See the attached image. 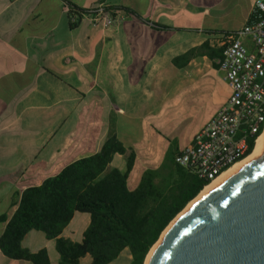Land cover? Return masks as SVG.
Listing matches in <instances>:
<instances>
[{
  "label": "crops",
  "instance_id": "crops-1",
  "mask_svg": "<svg viewBox=\"0 0 264 264\" xmlns=\"http://www.w3.org/2000/svg\"><path fill=\"white\" fill-rule=\"evenodd\" d=\"M254 1L0 0V216L13 214L14 193L98 153L108 138L134 157L126 182L131 191L144 171L174 158L213 115L177 142L166 107L198 78L221 89L223 106L229 88L219 58H208L201 47L214 48L212 37L243 28ZM100 4L117 19L113 26L83 14ZM67 6L81 15L72 21ZM239 6V20L219 19ZM189 51L184 64H174ZM126 155L112 159H125L121 172ZM138 163L140 173L129 183ZM79 220L88 223V216L76 215L66 238L81 239L87 223L73 237ZM5 225L0 223V235ZM39 233L31 231L23 245L50 255L54 242ZM118 258L123 264L131 259L127 249ZM0 264L31 263L0 252Z\"/></svg>",
  "mask_w": 264,
  "mask_h": 264
},
{
  "label": "trees",
  "instance_id": "trees-1",
  "mask_svg": "<svg viewBox=\"0 0 264 264\" xmlns=\"http://www.w3.org/2000/svg\"><path fill=\"white\" fill-rule=\"evenodd\" d=\"M125 11V8H122ZM70 18L81 15L70 9ZM208 58L221 59V50L201 47ZM193 54L175 58L181 65ZM246 155L253 149L247 141ZM126 155L122 144L108 138L101 150L66 165L39 185L14 193L16 209L8 218L0 216L5 228L0 235V252L10 260L51 264L45 248L30 251L23 240L31 231L54 242L57 264H110L124 249L129 264H144L151 248L179 213L208 185L189 174L174 158L156 170H146L136 189L127 188L134 157L126 155V169L110 168L114 155ZM78 214L88 216L81 239L73 241L63 233Z\"/></svg>",
  "mask_w": 264,
  "mask_h": 264
},
{
  "label": "built area",
  "instance_id": "built-area-1",
  "mask_svg": "<svg viewBox=\"0 0 264 264\" xmlns=\"http://www.w3.org/2000/svg\"><path fill=\"white\" fill-rule=\"evenodd\" d=\"M65 10L70 13L68 6ZM83 14L103 27L117 22L101 4ZM245 40L251 42L250 52ZM210 43L221 50L220 70L229 95L191 143L174 156L177 165L208 184L249 155L248 140H253L254 148L264 134V0L254 1L243 28L212 37Z\"/></svg>",
  "mask_w": 264,
  "mask_h": 264
},
{
  "label": "water",
  "instance_id": "water-1",
  "mask_svg": "<svg viewBox=\"0 0 264 264\" xmlns=\"http://www.w3.org/2000/svg\"><path fill=\"white\" fill-rule=\"evenodd\" d=\"M147 264H264V150L182 214Z\"/></svg>",
  "mask_w": 264,
  "mask_h": 264
},
{
  "label": "rangeland",
  "instance_id": "rangeland-1",
  "mask_svg": "<svg viewBox=\"0 0 264 264\" xmlns=\"http://www.w3.org/2000/svg\"><path fill=\"white\" fill-rule=\"evenodd\" d=\"M244 3V2H243ZM242 9L230 8L227 13H221L219 15L220 20L233 21L239 20L241 18ZM245 48L250 52L252 50L251 42L245 40ZM179 101L171 102L165 110V118L167 124L173 129L177 142H181L182 139L194 135L195 132L217 111L221 104V89L218 87L216 89L212 88L210 80L206 79H196L193 83L186 87L184 90L179 92ZM132 173L129 178V183H132L136 176L140 173L141 163ZM116 167L118 169H124L125 159H115L111 164L110 168ZM81 217L86 218L87 215L80 214ZM87 220L76 221L75 233L73 237L76 236L77 232L83 229ZM83 231V230H82ZM41 234V233H39ZM42 243L39 241L35 242L34 245L40 246ZM43 247V246H42ZM33 251L32 249H30ZM50 260L51 264H57L58 255L54 250H50ZM123 258L116 259L110 264H123Z\"/></svg>",
  "mask_w": 264,
  "mask_h": 264
},
{
  "label": "bare ground",
  "instance_id": "bare-ground-1",
  "mask_svg": "<svg viewBox=\"0 0 264 264\" xmlns=\"http://www.w3.org/2000/svg\"><path fill=\"white\" fill-rule=\"evenodd\" d=\"M264 150V134L260 135L255 143V146L253 148V150L251 151V153L245 157L243 160H241L240 162L236 163L234 166H232L231 168H229L227 171H225L223 174H221L218 178H216L213 182H211L210 184H208L207 186L204 187V189L198 194V196L196 198H194L183 210L181 213H179L177 215V217L167 226V228L162 232L159 240L157 241V243L151 248V250L149 251L147 258L145 260V264L148 263L149 258L151 257V255L153 254V252L156 250L157 246L160 244V242L163 240V238L168 234V232L172 229V227L174 226L175 222L177 221V219L184 214L187 210H189V208L195 204L198 200H200L204 195H206L208 192H210L212 189H214L224 178H226L227 176L233 174L235 171H237V169H239L241 166H243L244 164L248 163L250 160L257 158L259 155H261V153Z\"/></svg>",
  "mask_w": 264,
  "mask_h": 264
}]
</instances>
